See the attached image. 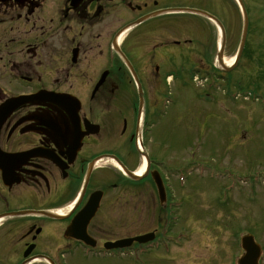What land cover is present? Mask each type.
Listing matches in <instances>:
<instances>
[{"label":"flooded vegetation","instance_id":"1","mask_svg":"<svg viewBox=\"0 0 264 264\" xmlns=\"http://www.w3.org/2000/svg\"><path fill=\"white\" fill-rule=\"evenodd\" d=\"M242 1L244 53L254 15L252 0ZM243 18L237 0H0V104L35 95L0 130V214L31 212L0 224V264H120L142 246L108 249L132 237L115 228L131 233L133 212L172 205L159 154L149 140L137 144L140 126L160 118L175 67L202 65L198 74L213 77L223 39L224 57L238 52ZM145 153L151 166L140 180L114 165L135 172ZM153 172L164 180L165 203ZM4 173L16 180L11 187ZM151 195L156 206L141 205ZM97 198L87 225L68 230ZM150 231L161 238L157 228L138 232Z\"/></svg>","mask_w":264,"mask_h":264},{"label":"rangeland","instance_id":"2","mask_svg":"<svg viewBox=\"0 0 264 264\" xmlns=\"http://www.w3.org/2000/svg\"><path fill=\"white\" fill-rule=\"evenodd\" d=\"M252 5L253 45L236 69L213 78H192L185 70L164 81L165 116L148 134L158 136L167 150L155 141L148 144L157 147L175 204L169 211L143 207L133 212L131 233L115 228L119 237L157 228L160 235L183 232L190 239L174 245L170 239L169 252L163 239L157 243L161 249L146 253L133 246L120 264H236L245 234H254L264 251V0ZM235 25L241 37L243 22ZM238 52L225 58H237ZM151 197L141 205L155 207ZM94 259L81 255L80 260Z\"/></svg>","mask_w":264,"mask_h":264},{"label":"water","instance_id":"3","mask_svg":"<svg viewBox=\"0 0 264 264\" xmlns=\"http://www.w3.org/2000/svg\"><path fill=\"white\" fill-rule=\"evenodd\" d=\"M244 40H245V36H244ZM227 69L229 70L230 68H227ZM2 112L3 111L0 110V113H2ZM135 239L140 241V242H147L150 239H153V236L149 235V236L139 237V238H135ZM133 240L134 239H130L128 241H123V242L117 243L115 245L122 246V247L127 246V245H130L133 242ZM242 242H243V247L247 253L243 256L242 259L239 260V263L240 264H259L258 259L261 255L262 251H261L260 245L256 241H254V236L253 235L252 236L251 235L244 236L242 238Z\"/></svg>","mask_w":264,"mask_h":264},{"label":"bare ground","instance_id":"4","mask_svg":"<svg viewBox=\"0 0 264 264\" xmlns=\"http://www.w3.org/2000/svg\"><path fill=\"white\" fill-rule=\"evenodd\" d=\"M233 60H234V58L232 60H227L226 62H227V64H232ZM145 169H146V165L143 164L136 172L138 174H141V173H143L145 171ZM87 211L88 212L86 214L89 215L92 212V209L88 208Z\"/></svg>","mask_w":264,"mask_h":264}]
</instances>
